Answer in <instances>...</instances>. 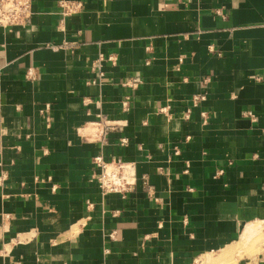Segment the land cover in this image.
<instances>
[{"label":"crops","instance_id":"crops-1","mask_svg":"<svg viewBox=\"0 0 264 264\" xmlns=\"http://www.w3.org/2000/svg\"><path fill=\"white\" fill-rule=\"evenodd\" d=\"M59 1L0 27V264H264V0Z\"/></svg>","mask_w":264,"mask_h":264},{"label":"built area","instance_id":"built-area-1","mask_svg":"<svg viewBox=\"0 0 264 264\" xmlns=\"http://www.w3.org/2000/svg\"><path fill=\"white\" fill-rule=\"evenodd\" d=\"M59 7L61 9L62 19L77 14L81 10V5L78 2L60 0ZM33 0H0V27L2 28H14V27H27L33 17ZM54 50L60 47H51ZM116 59L110 58V61L115 62ZM104 61L103 55L99 56L98 62L93 64L98 72L97 79L92 81V84H100L104 79V73L102 72V62ZM31 76V71L29 72ZM139 85L138 80L130 81L126 86L131 89H137ZM206 100V95H196L192 97L193 106H198L200 103ZM48 124L50 119L46 117ZM106 124V123H105ZM114 127V126H113ZM112 126L106 124L103 129V143L108 142L107 135L108 130L114 129ZM121 145L127 144L125 139H121ZM180 151L176 149V154ZM96 167L99 169L95 180L98 183L99 189L103 196L107 195H119L123 199L135 191L137 177L135 173V167L132 163L126 162L120 158H114L111 161H105L102 156H97L94 159ZM223 174V171H219L216 176ZM147 184V185H146ZM145 185L148 186L147 181ZM150 190V189H148ZM199 264V263H195Z\"/></svg>","mask_w":264,"mask_h":264},{"label":"rangeland","instance_id":"rangeland-1","mask_svg":"<svg viewBox=\"0 0 264 264\" xmlns=\"http://www.w3.org/2000/svg\"><path fill=\"white\" fill-rule=\"evenodd\" d=\"M94 129L96 131V128L95 127H94ZM256 228H259L260 230L258 232H256V234L258 233L257 235L252 236V240L250 239L251 240V242H250V248H252V250L253 249L259 250V248H262V249L264 248V246H263L264 245V223H260V224L257 223L255 225V229ZM253 233H254V231H253ZM248 238H250V237L248 236ZM247 240L248 239H246V241Z\"/></svg>","mask_w":264,"mask_h":264}]
</instances>
